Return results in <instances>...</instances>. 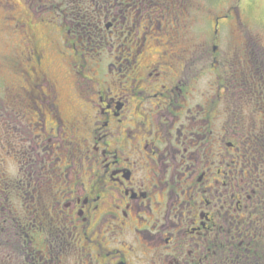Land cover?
<instances>
[{"label":"flooded vegetation","instance_id":"flooded-vegetation-1","mask_svg":"<svg viewBox=\"0 0 264 264\" xmlns=\"http://www.w3.org/2000/svg\"><path fill=\"white\" fill-rule=\"evenodd\" d=\"M134 1H104L97 8L106 32L122 34L125 25L124 40L108 50L93 44L97 36L86 32L85 21L76 22L75 31L69 13L60 9L68 24L69 41L60 40L68 96L46 70L48 54L33 29L16 22L25 30L18 71L30 81L22 89L36 121L15 155L22 156L24 176L11 187L0 182V253L10 260L6 249L18 252L14 264H59V251L71 254L73 264H264V60L254 57L262 50L233 46L222 59L221 45L211 46L219 74L202 91L196 66L202 49L183 43V17L167 30L165 14L142 27L124 7ZM138 1L146 16L153 0ZM173 2L184 7L183 0ZM166 9L163 4L161 11ZM112 49L129 58L121 64L118 55L106 71L100 58ZM239 52L248 59L234 65ZM116 73L127 79L116 80ZM204 92L208 107L188 106ZM49 147L61 150L66 164L52 156V178L43 188L41 148ZM13 194L33 205L50 204L52 221L63 224L46 239L54 255L35 246L36 235L47 231L37 209L28 205L30 221L18 217Z\"/></svg>","mask_w":264,"mask_h":264},{"label":"rangeland","instance_id":"rangeland-1","mask_svg":"<svg viewBox=\"0 0 264 264\" xmlns=\"http://www.w3.org/2000/svg\"><path fill=\"white\" fill-rule=\"evenodd\" d=\"M104 1L108 2L111 0H0V182L5 186L11 187L15 179L25 174V171L21 168V154L19 155L20 157H15V155L17 152L18 154L20 153L19 150L22 147V141H26V137L32 134V128L35 127L32 124L36 121V110H33V105L29 103L30 101L26 95L27 91L25 92L22 89H27V82L30 81H24L21 73L18 71L25 47L22 44L25 30L21 26L20 28H18V26L15 28L16 22L17 24L26 23L28 24V29L29 26L33 29L38 45L48 54V58L46 59L47 63L45 65L47 66L46 70L50 75H53V79L55 78L57 81L62 82L60 90H62V93L64 92L65 96H68L70 89L66 84L67 82L63 84L65 80L63 79L62 72V69H64L66 65L65 62L62 61L61 56L63 55L60 53V40L66 41L67 36L66 33H64V28L66 27V29H68V24H65L66 19L62 12L59 13V11L62 9L69 13V22L75 31L78 30L76 29V22L85 21L87 23L86 32H92L93 35L97 36L95 40L93 37V44L103 43L105 46L102 50H108L112 43L117 44V39L120 41L124 40L126 31L124 25L122 34H117L120 29L110 34L108 31H105L104 22L103 24H98L103 14H101L97 8L102 9L101 6H103L102 4H104ZM169 1L170 0H153L152 6L146 12V16L142 14L145 12L144 10H146V7L144 8L138 0L131 3V7L126 6L124 3V7H128L133 13L135 21L139 22L140 25L142 24V27L147 25V21L152 26L149 19H152L153 23L157 24L158 17L161 14H165L163 16L170 20L165 28V30H167L172 25L174 28L179 17H183L184 29L180 34L183 38V43L191 46H199L198 48L202 49V59H200L199 63L197 62L198 64L196 65L197 68L201 70L202 91L206 89L205 83L212 82L219 74V71H216V68L213 66L215 54L211 46L220 44L221 51H223L222 59H226V51L228 49L233 48V46L239 48L243 44H248L253 48L261 49V52L254 53V57L257 60H264V0H183L184 7L180 9L178 2H173L171 4ZM162 3L165 8L170 9L161 11L163 7ZM89 6H91L89 16L84 19L85 9H88ZM11 7L13 8L12 10ZM7 9L11 11L8 13ZM235 9H237L238 13H236ZM78 13L80 14L77 15ZM230 13V17L226 18V14ZM107 14L111 16L110 20H113L114 11H109L106 15ZM219 17V21L221 20V22L217 23L216 19ZM237 17L239 18L237 19ZM110 20L107 19L105 22ZM29 23H32V26L29 25ZM13 30H16L17 34ZM98 31L101 33L105 32L103 34L104 36H101ZM155 38L156 37L151 36L150 40ZM162 39L166 40L167 36L163 35ZM152 43L153 41H150V44ZM88 44L90 45V43ZM115 49H112L110 53L107 51L104 52L103 56L100 58L103 64L106 65V71L107 67L113 61L112 59L115 60L116 57L121 54H118ZM192 49L193 47H191V50ZM71 54L72 53H70V55ZM200 54H197V57H199ZM239 55H236L233 63L234 65L245 64L244 59H248L244 57L246 56L244 52H239ZM121 56V64H123L129 56L123 53ZM231 69L232 65H229L228 70L230 73ZM100 72L104 78L108 77L104 74V68H101ZM134 72L136 71L133 68L129 75H135ZM116 75L121 78V81L127 79L119 76L118 73H116L115 76ZM117 76L116 80L119 79ZM105 81H107L106 78ZM44 92H46V90H44ZM207 98L209 97L206 95V92L203 94H194V101L189 99L188 106L194 107L201 104L203 107H208ZM220 107H224V104H220L219 108ZM68 111L75 110L69 109ZM39 139L45 140V137H40ZM43 144H45L44 141L42 142V145ZM52 149V147L41 148V158L43 159L42 166L45 168L46 174V176L42 178L43 188H48L47 184L52 178L51 175L54 169L52 167V156H54V162L56 158L62 159L59 162L61 163L60 166H63L64 163L66 164V159H63V156H61L63 152L58 150L57 147ZM52 152H55V154H52ZM37 161L38 163L41 162V160L39 161L38 159ZM53 185L54 183L52 186ZM17 187L18 186H15L13 189L17 191ZM11 199L14 210L16 211L14 213L18 217L19 214H22L28 217L30 221L31 213L27 210L28 205L30 204L28 208L37 209L35 212L38 214L39 224L42 223V227L47 229V231L45 235H36L37 241L35 242V246L43 252H47V254L51 252V254L54 255V250L48 248L50 242L46 239H48L53 231V226L62 227L63 224L57 222L55 217L54 222L52 221L51 215L54 216V213L49 210L50 204H46V201H42L41 203L37 202L33 205L32 202H29L28 198L23 199L20 196L18 197L17 194H13ZM41 209H47L50 213L48 217L42 215ZM2 218L3 217H0V219ZM3 227V225H0V229H3ZM261 231L264 239V227L261 228ZM56 235L58 237H64L61 233H57ZM0 247L5 252L4 245ZM6 251L8 252L7 257H9L10 260H5V253H0V264H6L8 261L14 264L15 258H17L19 253H14V250H12L13 254L11 251L9 252V249H6ZM57 255H59V257L55 255L58 259L55 258L54 262L59 264H73L71 254H64V251H59ZM77 262L78 261L75 260V263ZM79 262L83 264L81 261Z\"/></svg>","mask_w":264,"mask_h":264}]
</instances>
